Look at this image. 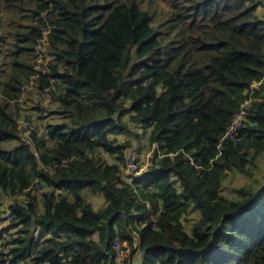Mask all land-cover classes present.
Instances as JSON below:
<instances>
[{
    "label": "trees",
    "instance_id": "obj_1",
    "mask_svg": "<svg viewBox=\"0 0 264 264\" xmlns=\"http://www.w3.org/2000/svg\"><path fill=\"white\" fill-rule=\"evenodd\" d=\"M161 1L0 0V224L3 201L25 196L0 264H116L115 240L140 264H264V185L222 192L228 172L253 178L264 158L260 4ZM45 35L48 74L34 70ZM37 75L56 121L25 141L18 102ZM247 101L243 141L222 143ZM132 126L156 150L130 182V144L115 137H138Z\"/></svg>",
    "mask_w": 264,
    "mask_h": 264
},
{
    "label": "rangeland",
    "instance_id": "obj_2",
    "mask_svg": "<svg viewBox=\"0 0 264 264\" xmlns=\"http://www.w3.org/2000/svg\"><path fill=\"white\" fill-rule=\"evenodd\" d=\"M260 4V16L262 19H264V0H256ZM161 8H165L168 6V3H165L164 0L161 1ZM36 54L38 55V59L35 64L34 70L36 72H42L43 74H48V66L51 63V56L48 52V45L46 43V40L43 42H40L36 47ZM33 61H31L32 63ZM39 77L37 75L35 79H33L30 82V85L27 86L24 90L22 98L18 102V109L21 115V118H30V121L27 120H20L18 122V129L20 131H23V139L25 141L29 140V136L32 131H34L36 128H41L42 124H45L46 122H52L53 120L56 121V118L51 115L54 110L56 109V104L53 102L52 97L48 93L40 94L37 89V82L36 78ZM258 87V85H257ZM41 109V110H40ZM45 112H44V111ZM131 130L134 133H139L140 135L138 137L129 136L128 134H120L115 137L116 139V145L121 146L124 143L128 142L130 144L129 148H126V166L122 168V177L130 182H133L136 178H141L145 173L148 172L149 168L152 166V158L154 155V151L156 150V147H151L148 145L146 138L142 135V131H139L138 129H135L133 126L131 127ZM133 133V134H134ZM99 157L102 158L103 161H106L111 164H117L119 163L117 156L110 155L106 152H101L99 154ZM131 158H134L136 161V164L139 169V175L136 177L135 174H132L128 170V164ZM228 177L224 181L222 185V192L224 195L233 197L234 192L236 189H239L243 186H246L249 189L255 188L257 186V181H259L261 184L264 185V158L259 160V167L257 168L256 174L253 178H249L246 176L240 175L238 172H228ZM33 190L36 192L37 188L36 186L33 187ZM39 191V190H38ZM41 193V192H39ZM87 199L91 203H93V206L96 210H100L104 207V198L102 195H92L90 192H87ZM24 197H19L15 199H5L3 201V205L1 207L2 211V218L4 219L6 215L10 214V206L15 203V200H19L21 202H24ZM198 215L193 214L191 217H189L188 221H185L186 228L188 231L191 230L192 225L197 221ZM12 223L7 222L6 224H0V228H10V225ZM19 229L22 228L19 223H17ZM144 225L143 227H145ZM142 227V226H140ZM8 233V232H7ZM10 233L14 237L9 238H17L16 236V227L10 228ZM8 235V234H7ZM3 238H6V233L4 232ZM136 244L138 242L136 241ZM123 249V257L120 260V263L116 264H140L141 261V254L139 249L136 251H133L134 248H131L130 245L127 243L121 244ZM114 246V244H113ZM14 245H10L7 247V252L9 253V250L13 248ZM0 248H2V245L0 244Z\"/></svg>",
    "mask_w": 264,
    "mask_h": 264
},
{
    "label": "built area",
    "instance_id": "obj_3",
    "mask_svg": "<svg viewBox=\"0 0 264 264\" xmlns=\"http://www.w3.org/2000/svg\"><path fill=\"white\" fill-rule=\"evenodd\" d=\"M251 101H247L245 102L243 105H241V107L237 110V112L235 113L229 127L228 130L226 131V134L222 140V143L224 141H230L232 143H240L241 141H243L244 135L241 132L242 127L244 126L245 121L247 120V116H248V112H249V106H250ZM221 143V146H222ZM220 146V147H221ZM134 158H131L128 164V170L129 172L139 175L138 172V166L137 164L134 162ZM10 212V211H9ZM13 215L10 213L8 215H6L4 221L2 222V224H6L7 222H11L13 220ZM4 228H0V236H3L4 232H3ZM122 243L119 240H115L114 242V253H115V259H116V263H120V260L123 257V249H122ZM6 264H15L11 261H8Z\"/></svg>",
    "mask_w": 264,
    "mask_h": 264
},
{
    "label": "clouds",
    "instance_id": "obj_4",
    "mask_svg": "<svg viewBox=\"0 0 264 264\" xmlns=\"http://www.w3.org/2000/svg\"><path fill=\"white\" fill-rule=\"evenodd\" d=\"M44 40H47V39H46V35H45V39H44ZM155 147H156V146H155ZM138 172H139V169H138ZM139 173H140V172H139ZM132 174H133V173H132ZM135 176L137 177L138 175L135 174Z\"/></svg>",
    "mask_w": 264,
    "mask_h": 264
}]
</instances>
